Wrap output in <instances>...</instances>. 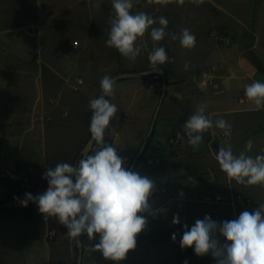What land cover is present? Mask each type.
Here are the masks:
<instances>
[{"label": "rangeland", "instance_id": "374dc122", "mask_svg": "<svg viewBox=\"0 0 264 264\" xmlns=\"http://www.w3.org/2000/svg\"><path fill=\"white\" fill-rule=\"evenodd\" d=\"M46 1V12L32 13L31 23L25 24L24 20L20 19L23 14H10L9 26L16 27L24 23L25 28L21 33L16 30V33L0 37V52L15 55L20 60L21 69H27L28 72L23 76L5 77L0 74V133L4 131L7 135L15 137L14 140L0 139V149L8 142L15 144L20 149L21 160V166L15 170L0 166V190L5 189L8 194L11 192L0 204L48 186L47 180L42 178L47 168H54L58 163L75 166L82 159V152L91 138L89 123L92 112L89 109V101L98 98L101 91L100 80L104 75L115 77L123 72L150 69L148 56L153 50L150 30L136 41L141 46V52L135 62L121 56L116 49L106 46L110 30V25L107 24L108 16H111L108 12L113 11L112 0ZM132 3L133 14L145 12L157 20L154 27H160L159 17L163 16L168 20V35L158 42V46L165 48L171 60L160 66L168 85L181 87L182 78H176L174 82L169 78L176 70L196 75L197 85L196 81L189 79L186 87L197 88L194 100L197 105H206L205 114L209 118L211 113L220 111L223 107L245 109L256 106L252 101L239 104L238 94L253 81H263L264 76L257 69L259 66L264 72V44L257 52L251 49L248 43L238 46V41L241 33L248 35L251 32L250 24L257 12H261L264 17V0H204V3L198 6L190 0H184L182 5L177 0H169L167 4L156 3L155 0L152 3L148 0H132ZM96 4H99V7H95ZM199 23L204 43H207L204 54L194 61L177 60L174 46L176 43L180 44V41L175 42L171 38L172 34L180 36L182 29ZM262 27L264 35V25ZM213 31L219 32L218 38L212 36ZM208 38L212 39V45L209 44ZM218 47L230 52H244L242 57L235 54L233 57L223 58L230 61L228 68L232 77L217 81L218 84L222 82V88L227 92L223 96H217L212 89L200 88V78L203 74H221L218 67L221 60L213 57ZM46 63L59 68L60 75L47 73L43 77L38 76L40 66ZM151 78L152 75L116 81L115 95L106 97L119 111L106 129L104 140L106 144L116 148L117 154L125 160V167L129 170L149 132L163 90L162 83L161 87L153 92L149 87ZM79 79L82 84L78 83ZM121 84L129 86L124 88ZM167 92L157 117L154 136L162 123L167 126L174 120L177 126L179 122L185 123L187 120L183 110L175 116L174 107L170 115L164 113L166 105L172 103L171 88H168ZM201 97L208 100H202ZM151 100L154 101L151 108L145 109L144 106L151 103ZM231 103L233 106H230ZM189 107L190 103L186 105V108ZM12 113L16 114V117H10ZM238 126L232 135L220 141L222 146L230 145L232 151L238 148L246 149L247 141L251 140V150L256 155H264V113L239 119ZM232 138L239 139L236 145L231 143ZM152 141L142 154L144 160L136 172L159 180L158 183L181 185L171 177V170H168L171 174L165 168L161 172L153 170L159 157L151 151ZM214 141L216 140L204 132L198 148L189 146L187 142L190 148L182 151L186 157L181 159V174L189 176L195 173L200 176L201 172L206 170L207 174L215 173L227 178L220 166L207 156L208 150L213 151ZM148 160H153V163H148ZM8 172L18 175V179H10ZM2 196L0 193V198ZM238 199L236 204L249 212L259 207L251 197L239 196ZM224 200L227 202L228 198L225 197ZM232 204L236 219L240 211L237 212L234 203ZM51 228L57 232L52 240L46 238V232ZM67 231L55 218L45 220L39 213L37 204L33 202H29L27 207L17 203L0 210V236H4L9 242L6 248H18L13 250L17 252V256L26 254L32 264H44L46 251L49 252L50 264H78L81 251L83 263L85 260V264H88L85 259L87 243L84 233L78 238H70L66 236ZM0 248H3L2 245ZM190 249L193 256H197L194 248ZM210 256L211 254L200 257L209 259Z\"/></svg>", "mask_w": 264, "mask_h": 264}, {"label": "clouds", "instance_id": "9594fccd", "mask_svg": "<svg viewBox=\"0 0 264 264\" xmlns=\"http://www.w3.org/2000/svg\"><path fill=\"white\" fill-rule=\"evenodd\" d=\"M155 2L167 4L169 0ZM177 2L182 5L184 0ZM190 2L198 6L204 0ZM132 8V0H112L114 16L109 20L106 46L135 62L141 52V46L136 41L150 30L153 42V50L148 56L150 71L161 72L160 66L171 62L165 48L158 46V42L168 35V20L161 16L158 18L160 27H154L156 19L145 12L133 14ZM171 38L176 40V34H172ZM179 40L185 49L195 47L196 37L187 28L181 30ZM115 87V79L104 75L100 80L101 94L89 101L91 140L82 152L83 158L78 166L58 163L54 168H47L42 177L47 180V190L36 196L25 193L20 204L27 207L29 202L36 203L45 220L55 218L66 227V236L70 238L86 233L92 240L95 234H99V242L94 245L93 251L101 252L106 260L120 262L135 249L136 238L146 227L147 220L141 213L155 214L149 198L156 185L150 176L127 169L116 148L105 143L106 129L119 111L106 98L115 95ZM244 92L258 109L264 108V82L253 81L245 86ZM205 112L206 105H198L194 114L181 125L193 148L199 147L203 133L214 124L223 131V135L231 134V125L227 121L220 118L213 122ZM252 147L253 142L247 141L246 151H251ZM215 159L229 180L244 186L264 187V155L252 157L245 152L236 155L229 145L219 147ZM180 223L179 216H174L172 224ZM183 227L179 241L181 249L194 248L197 256L210 253L216 264H264V203L252 212L242 211L233 220L217 222L205 215L203 219H197L190 229L187 224ZM221 238H225L226 242L221 243ZM172 240H176V234L172 235Z\"/></svg>", "mask_w": 264, "mask_h": 264}, {"label": "crops", "instance_id": "0c3cea01", "mask_svg": "<svg viewBox=\"0 0 264 264\" xmlns=\"http://www.w3.org/2000/svg\"><path fill=\"white\" fill-rule=\"evenodd\" d=\"M46 0H0V37L4 35H8L10 33H16L19 31L21 33L22 29L25 28L24 23H31V14L32 13H43L46 12L47 8ZM20 13L23 14L20 19L24 20L23 24H20L16 27L9 26L10 22V14ZM10 18V19H9ZM264 25V17L261 16V12H257V16L253 18L250 26L251 32L247 35L245 33H241L239 35L238 46H243L245 44L251 45V49H254L258 52L260 46L264 44L263 41V33L262 26ZM12 28V29H10ZM188 29L195 35L196 44L192 49H185L181 46V44L176 43L174 46L176 48L175 56L177 60L183 61H194L200 55L204 54V47L207 43H204V36L201 31L202 28L199 24H191ZM17 30V31H16ZM14 36V35H13ZM177 36V35H176ZM16 37V36H14ZM209 44L212 45V39H207ZM180 41L179 36L175 42ZM170 43V41H169ZM180 45V46H179ZM238 54L239 57L244 55V52L237 50L236 52H230L225 48L218 47L214 53V59H219L221 63H218V67L221 74H216L213 79L214 85L212 87H200L201 89H212L217 96H223L227 94L226 90L222 87V82L218 84V80L223 79H231L229 62L224 57H233V55ZM226 57V58H227ZM62 63V59H61ZM262 65V64H261ZM263 66V65H262ZM264 67V66H263ZM73 68V67H72ZM62 69V68H61ZM27 69H21L20 60L9 53H1L0 52V74L9 77V76H23L27 74ZM258 72L263 74L259 69ZM38 76H45L47 73L60 75L61 71L59 68L54 67L52 64L46 63L41 65ZM170 81H176V78H182L181 87H177L174 84H170L167 86L171 88V96L173 100L172 103L166 105L164 113L167 115L171 114V110L176 108L175 116L180 114V110H183L187 116L194 114L196 107L198 106L194 100L196 91L194 87H186L188 85V80L196 81L197 85V76L194 74H187L182 71L176 70L175 74L172 76L169 75ZM264 82V79L263 81ZM122 85V84H121ZM129 84H123L121 87H128ZM157 91V90H153ZM168 93V92H167ZM162 94V92H161ZM161 94L158 99V105L161 99ZM240 95V94H238ZM237 95V96H238ZM167 96V94H166ZM202 100L207 101L206 97H201ZM239 99V96H238ZM147 104L145 109H150L152 106V102ZM239 102V101H238ZM247 100L246 103H248ZM190 103V107L186 108V105ZM245 103V104H246ZM240 104V103H239ZM243 105V104H241ZM230 106H233L231 103ZM162 108V106H161ZM161 108L159 112L161 111ZM234 107L221 109L220 111L211 113L210 118L213 122L215 120L223 118L228 124L231 125V135L232 132L236 131L238 126V120L243 119L249 116H258L264 113V108L258 109L256 106H249L245 109H232ZM125 108H123L124 111ZM159 114V113H158ZM146 115V114H145ZM10 117H16V114L12 113L9 115ZM173 116V115H172ZM19 117V116H17ZM158 117V115H157ZM157 117L155 120V128L153 131V141L151 151L157 154L159 157L157 164L153 167L155 172H161L165 168L166 171L171 170L172 176L174 179L179 181L181 185H174L178 187H182L189 192L192 199L191 200H169L164 198L158 194L151 197L149 199V204L151 208L155 212V214H150L148 212L141 213L144 215L147 224L145 229L138 234L137 243L134 250L129 251L126 258L120 262H115L111 260H106L102 253L99 251H93V247L95 244L99 242V234H95V238L89 240L86 233H84L86 245L85 251V259H87L88 264H216L215 259L210 256L209 259L201 258L200 256H193V251L190 248L181 249L180 247V239L183 235L184 224L189 226L194 225L197 219H203L205 215L210 216L214 221L223 222L225 220H233L235 219V210L233 208V204L236 207V211L240 213L245 211L244 208L240 207L239 204H236L239 200V196H248L255 199V205H259L264 203V187L259 185L254 186H244L236 183L234 180H229L228 177L225 178L224 175H216L213 173L207 174L206 170L201 172L200 176L197 174H191L189 176L181 174L180 164L181 159L186 157L185 152L188 149V139H186V135L181 134L177 130V126L174 120H171L167 126L166 124H161L158 129V133L154 132L157 127ZM187 121V120H186ZM184 124V123H183ZM220 129L215 127V124L212 128H210L207 134L213 139V133ZM9 131H13L9 129ZM12 134V133H11ZM166 136V137H165ZM1 140H14L15 137L13 135H7L4 131L0 133ZM174 140L177 144H171V141ZM231 143L236 145L239 141L238 138H232ZM192 147V146H191ZM190 148V147H189ZM241 152H245L246 155H250L252 157L257 156L252 150L246 151L245 148H238L233 151L234 154L239 155ZM179 155H177V154ZM207 156H210L215 164H218L215 159V152L211 149L207 151ZM188 157V156H187ZM10 168L11 170H15L21 166L20 160V149H18L15 144L8 142L6 146L1 147L0 149V166ZM219 165V164H218ZM178 166V167H177ZM169 172V171H168ZM170 173V172H169ZM223 173V171H222ZM171 174V173H170ZM215 174V175H214ZM152 179V178H151ZM155 184H160L158 181L152 179ZM161 181V180H160ZM168 183L169 182H161ZM172 184V183H171ZM3 195L0 198V202L6 200L7 194L9 193L5 189L0 190ZM206 194H215L221 195L224 198H228V201L223 202V204H219L216 206H212L199 201V198ZM6 195V196H5ZM11 195V192L10 194ZM238 206V207H237ZM178 215L180 218V224H172L173 217ZM176 234V240H172V235ZM225 238H221V243H225ZM9 242L5 239L4 236H0V245L3 248H0V264H32L29 257L26 254L17 256V252L13 250H17L18 248H6L8 247ZM210 254V253H209ZM44 264H50V256L49 252L46 251L44 255ZM85 264V260L84 263Z\"/></svg>", "mask_w": 264, "mask_h": 264}, {"label": "built area", "instance_id": "2783aa9c", "mask_svg": "<svg viewBox=\"0 0 264 264\" xmlns=\"http://www.w3.org/2000/svg\"><path fill=\"white\" fill-rule=\"evenodd\" d=\"M212 36L213 37H219V32L218 31H213L212 32ZM217 73H215L216 75ZM215 76H207L205 74H203L200 78V84L203 87H212L214 85L213 83V79ZM152 82L149 84V87L153 90H156L157 88L161 87L163 81H162V77L160 76V74H154L152 75L151 78ZM79 84H82V80H78ZM239 103L240 104H245L247 102V98L245 97V92H241L239 95ZM231 135V134H230ZM229 135V136H230ZM229 136H225L223 135V131L222 130H218L215 131L213 133V140H218V141H224L226 138H228ZM172 144H177L176 141L172 140L171 141ZM148 163L152 164L153 160H148ZM3 176V175H1ZM8 177L12 180H16L18 179V175L8 172ZM156 185V189L153 191V193L151 194L150 198L155 196L156 194L167 198L169 200H181V201H185V200H191L192 197L189 194V192L187 190H185L182 187H178V186H174L172 184H168V183H160V184H155ZM149 198V199H150ZM200 202L212 205V206H216L219 204H223L224 202V197L221 195H215V194H206L202 197L199 198ZM57 235V232L55 229L51 228L48 229L46 232V238L47 239H54Z\"/></svg>", "mask_w": 264, "mask_h": 264}, {"label": "water", "instance_id": "95a60500", "mask_svg": "<svg viewBox=\"0 0 264 264\" xmlns=\"http://www.w3.org/2000/svg\"><path fill=\"white\" fill-rule=\"evenodd\" d=\"M145 72H147V74H143ZM157 73L161 74L162 80H163V90H162V94H161V99H160L158 108L155 111V114H154V117H153V120H152L151 127L149 129V132H148V134H147V136H146V138H145V140L143 142V145H142L140 151L138 152V154L136 155V157H135V159L133 161V164H132L131 169H130L131 171L134 168V166H135L136 162L138 161L139 157L144 153L145 148H146V145H147L150 137L153 134V131H154V128H155V120H156V117H157V115L159 113V110H160V108H161V106H162V104L164 102V99L166 97V94H167V86H168V83H167L166 75H165V73H164L163 70L161 72L150 71V69H146V70L138 71V72L128 71V72H123V73H121V74L116 75L115 77H113L115 79V81H119V80H122V79H134V78H140V77H144V76H150V75L157 74ZM101 92H102V90L100 91L99 95L101 94ZM170 100H173V98L170 97ZM182 124H183L182 121L177 124V130L181 134H183V129L181 128V125ZM90 140H91V138H90ZM88 144H89V142L87 143L85 149L88 147ZM221 146H222V144L218 140H216V141H214L212 143V148H213L215 154H217V152L219 150V147H221ZM75 166H78V163ZM47 188H48V186H43L39 190H36L34 192H31V194L33 196L42 194V193H44L47 190ZM24 198H25V196L20 197V198H17L15 200H11V201H8V202L1 203L0 204V210L1 209H4V208H7V207H10V206H13V205H15L17 203H20V201L23 200ZM78 264H83V253H82V251H81V254H80V258L78 260Z\"/></svg>", "mask_w": 264, "mask_h": 264}, {"label": "trees", "instance_id": "16d2710c", "mask_svg": "<svg viewBox=\"0 0 264 264\" xmlns=\"http://www.w3.org/2000/svg\"><path fill=\"white\" fill-rule=\"evenodd\" d=\"M111 16H114V12L112 11H110V12H108ZM111 16H108V25H110L109 24V20H110V17ZM152 137H153V134H152V136L150 137V139H149V141H148V143H147V145H146V148H145V151H146V149H147V147L149 146V144H150V142L152 141ZM144 151V152H145ZM144 160V155H141L140 157H139V159H138V161L136 162V166H135V168H134V171H137V169H138V167L142 164V161ZM200 264H205V263H200Z\"/></svg>", "mask_w": 264, "mask_h": 264}]
</instances>
